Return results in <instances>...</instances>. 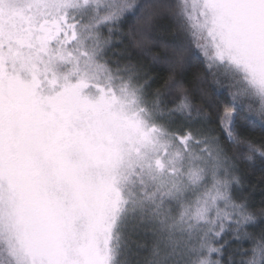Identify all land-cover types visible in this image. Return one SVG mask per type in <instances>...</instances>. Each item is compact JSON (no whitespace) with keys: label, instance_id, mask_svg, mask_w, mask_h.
<instances>
[{"label":"snow or ice","instance_id":"1","mask_svg":"<svg viewBox=\"0 0 264 264\" xmlns=\"http://www.w3.org/2000/svg\"><path fill=\"white\" fill-rule=\"evenodd\" d=\"M0 264H264V0H0Z\"/></svg>","mask_w":264,"mask_h":264}]
</instances>
